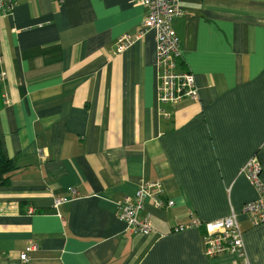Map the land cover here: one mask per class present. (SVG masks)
Returning <instances> with one entry per match:
<instances>
[{"label": "crops", "instance_id": "0c3cea01", "mask_svg": "<svg viewBox=\"0 0 264 264\" xmlns=\"http://www.w3.org/2000/svg\"><path fill=\"white\" fill-rule=\"evenodd\" d=\"M180 6V68L200 100L165 106L171 118L140 0H17L0 15V142L15 165L0 186V264H233L206 254L202 228L174 231L232 210L251 264H264V224L242 214L259 196L242 175L253 157L264 182V0ZM125 34L137 40L118 53ZM156 181L166 205L149 200L154 233L135 235L118 206Z\"/></svg>", "mask_w": 264, "mask_h": 264}, {"label": "built area", "instance_id": "2783aa9c", "mask_svg": "<svg viewBox=\"0 0 264 264\" xmlns=\"http://www.w3.org/2000/svg\"><path fill=\"white\" fill-rule=\"evenodd\" d=\"M17 0H0V15H11ZM141 5L148 11L143 22L139 38L147 32L154 31L157 41V69L158 89L157 101L160 106V114L171 118L172 114L165 108L168 105H177L183 101L198 102L200 100L197 80L189 69H181L184 63L183 42L174 30L173 24L176 18L182 16L184 11L180 6V0H140ZM129 34L118 38L116 47L118 53H124L136 42ZM3 55L0 46V65ZM5 73L1 74V81L5 82ZM8 95L6 100L9 102ZM262 164L258 157H253L244 166L242 175L257 188L258 199L246 203L242 214L248 216L255 225L264 224V182L262 180ZM70 198H57L54 200V208L58 209L64 203H68L76 195V190H70ZM152 200L157 208L166 205L165 191L162 183L143 182L138 190L131 196H127L120 203L117 210L118 219L124 222L135 235L151 236L154 233L151 216L145 213L147 202ZM168 206H174L170 200ZM33 213V210H30ZM199 228L204 230L203 243L205 252L210 257L230 255L234 258L233 264H251L248 257L244 232L239 223V214L234 210L226 218L211 222L193 220L190 224L176 226L175 232H184ZM35 247V246H33ZM21 260L27 261V255L22 254Z\"/></svg>", "mask_w": 264, "mask_h": 264}, {"label": "trees", "instance_id": "16d2710c", "mask_svg": "<svg viewBox=\"0 0 264 264\" xmlns=\"http://www.w3.org/2000/svg\"><path fill=\"white\" fill-rule=\"evenodd\" d=\"M15 165L5 151L2 143L0 142V186H8L12 180V173Z\"/></svg>", "mask_w": 264, "mask_h": 264}]
</instances>
